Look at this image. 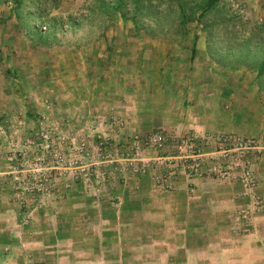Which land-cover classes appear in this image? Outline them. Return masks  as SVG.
<instances>
[{"label":"rangeland","instance_id":"1","mask_svg":"<svg viewBox=\"0 0 264 264\" xmlns=\"http://www.w3.org/2000/svg\"><path fill=\"white\" fill-rule=\"evenodd\" d=\"M6 1L0 264H264L254 240L241 242L264 215V91L237 53L264 24V0H223L215 30L178 37L161 33L163 19L136 35L97 0H51L46 13L26 2L22 20ZM196 35L204 50L191 58L184 41ZM167 52L184 53L166 62L167 111H185L171 130ZM207 100L209 130H186L205 123Z\"/></svg>","mask_w":264,"mask_h":264},{"label":"trees","instance_id":"2","mask_svg":"<svg viewBox=\"0 0 264 264\" xmlns=\"http://www.w3.org/2000/svg\"><path fill=\"white\" fill-rule=\"evenodd\" d=\"M50 1L9 0L6 2L13 5L15 16L22 20L23 7L26 2H30L41 9L40 13H46ZM97 1L101 5L103 13L108 16L109 21L119 17L125 22H131L136 35H139L143 30L149 36H154L156 30H153L154 27L149 25L152 24V20L149 21L150 19H163V23L169 22V27L163 26L161 33L170 34L172 32L176 37L187 36L192 24H196L204 32L210 33L216 29L215 17L220 13L227 16L225 9L221 7L223 0H110L109 3L108 0ZM30 16L29 14L28 17ZM147 25L150 27H147ZM209 36L212 37L213 34ZM42 37L47 38L48 36L44 35ZM195 38H198L197 35ZM254 41H256V53L251 49V44ZM237 51L245 59L247 58L252 62V68L257 72L259 84L264 91V55L260 56L262 54L260 52H264V24L256 25L248 35H245L241 45L237 47ZM29 114L32 116L31 112Z\"/></svg>","mask_w":264,"mask_h":264},{"label":"crops","instance_id":"3","mask_svg":"<svg viewBox=\"0 0 264 264\" xmlns=\"http://www.w3.org/2000/svg\"><path fill=\"white\" fill-rule=\"evenodd\" d=\"M184 42H185L184 43L185 44L184 45L185 47H186V45H191V47H190L191 48V58L192 57H196L197 54L200 53L199 50H204L201 47L202 46V43H203L201 37H198V38H195V37L194 38L187 37V39H185ZM182 49H184V47H182ZM203 52H205V51H203ZM170 53L171 52L165 53V62H163V74L165 76H169V77H167V79H165V81L163 80V86H164L163 94L165 96V101L163 102V129L164 130L174 129L173 126H169L168 125L169 122H171V121L173 122V124H176L177 127L179 128V126L181 125V123L184 121L183 119L181 120V115H183L184 112H185L184 111V112H181V113H178V112L174 113V114H176L175 115L176 118L173 119L172 118V113H171V115H169V112L167 111L168 108L173 105V104L171 105V103L168 102V99L167 98L168 97L171 98V96H172L170 94L169 90H168V85L170 84V82L173 81L172 79H174V76L173 75H174L175 72H167V70L169 69V67H168V65H167L166 62L169 61V59L172 58V56H173V60L174 61H177V59H176L177 56L178 55H182L183 56V54H184V53H176L175 56H174V55H170ZM169 55H170V57H169ZM208 80H211V78L207 79V81ZM204 86H205L204 84L202 86H200L201 87L200 89L203 90V91H204ZM178 104H179V102H177L175 104V107L176 108H178ZM200 104H201V106H204V109L203 110H205V111L202 112L200 118L203 119V120H205V123L202 124V123L199 122L198 124H191L190 121H189V123H187L185 121L189 126H184V128L186 130L189 129L190 131H194V132H196L198 134H201V132H204V131H208L209 130V126L208 125L206 126V121H207L206 119L211 117V114H210L211 113V111H210L211 102L209 100H207L205 102H200ZM226 106H227V108L230 106L229 105V102L226 103ZM181 108H182V106H181ZM183 108H185V107L183 106ZM193 184H195L196 186H198V188H202V189H204L203 186H205V183L202 184L201 181H197V182H194L193 181ZM208 184H210V183H208ZM191 188H192V186H191ZM200 195H203V194H200ZM209 197H212L213 200L219 199V196H217L213 192H212V195L211 196L209 195ZM197 198H201V200H202L198 204H203L205 202L204 197L197 196ZM210 209H214V208L211 207ZM210 209H209V207H207V210L212 211ZM216 209H218V208H216ZM210 213L211 214H215V212H213V213L210 212ZM199 215H200V213H199ZM262 216H264V215L262 214L261 216H259L260 218H258L256 220L257 223H255V225H254V228L255 229L250 234L245 235V236H243L241 238L242 245L243 244H246L247 242H253V240H254L255 241V251L256 252L264 251V223L263 224H259V222H260L261 219L264 220V217H262ZM191 217L195 221V222H193V227L195 228L194 225H196V222L199 219V217H196V214H191ZM163 219H165V216L164 215H163ZM193 227L190 226L189 228H186L184 230L185 235H187L188 232L190 234V232L192 231ZM246 248H248V247L246 246ZM241 250H243V249H241ZM248 251H249V248L247 249V252Z\"/></svg>","mask_w":264,"mask_h":264},{"label":"built area","instance_id":"4","mask_svg":"<svg viewBox=\"0 0 264 264\" xmlns=\"http://www.w3.org/2000/svg\"><path fill=\"white\" fill-rule=\"evenodd\" d=\"M152 141H153L154 143H161L162 138H161V137H154V138L152 139Z\"/></svg>","mask_w":264,"mask_h":264}]
</instances>
